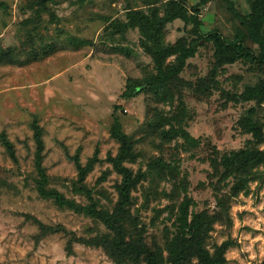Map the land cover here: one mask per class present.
Listing matches in <instances>:
<instances>
[{
    "label": "rangeland",
    "instance_id": "obj_1",
    "mask_svg": "<svg viewBox=\"0 0 264 264\" xmlns=\"http://www.w3.org/2000/svg\"><path fill=\"white\" fill-rule=\"evenodd\" d=\"M34 1L0 0V134L13 144L15 155L12 159L0 140V264H116L101 248L81 243H74L69 253L67 240L72 236L62 232L37 238L40 225L62 226L76 237L106 229L39 195L34 120L43 130L47 187L89 204L75 190L81 184L74 156L86 165L96 155L83 185L106 209L119 199L121 175L111 161L120 149L111 135L118 120L121 131L132 138L136 157L126 166L134 174L143 173L131 191L129 215L144 229L148 243L162 242L163 233L174 229L185 200H191L189 213L218 212L216 180L209 176L214 149L228 153L252 139L240 126L250 108L264 125V103L234 102L229 95L264 80V66L237 61L213 72L214 46L201 39L171 97L162 99L148 91L126 97L128 80L155 73L139 28L129 25L131 13L149 15L154 5L162 15L169 0H44L41 9ZM197 2L187 0V9ZM227 2L242 14L251 11L247 0L207 3L199 10L201 33L216 30L228 41L234 39L238 21ZM193 30L191 23L176 19L164 27V38L171 44L182 38L190 41L196 37ZM179 129L194 142L179 134L162 136L163 131ZM157 159L165 163V175L154 167ZM231 182L220 195H229ZM226 241L232 244L226 264L264 263V184L252 183L248 195L232 197L227 213L213 223L206 242L209 251Z\"/></svg>",
    "mask_w": 264,
    "mask_h": 264
},
{
    "label": "trees",
    "instance_id": "obj_2",
    "mask_svg": "<svg viewBox=\"0 0 264 264\" xmlns=\"http://www.w3.org/2000/svg\"><path fill=\"white\" fill-rule=\"evenodd\" d=\"M43 1L35 0L37 4L34 3V5L41 9ZM216 1L219 0H198L191 10H188L187 0H169L163 5L162 15L158 13L154 5L149 9V15L142 11L131 13L129 25L139 28L141 46L153 59L155 73L143 79L128 80L126 97L132 96L136 91L152 92L162 99L171 97L173 91L178 88L180 73L186 67L187 60L195 56L198 42L201 39L211 42L214 46L213 72L217 68L234 64L237 61L264 66V0H247L251 8L249 14H242L234 9L231 2H227V9L238 21L232 41H228L216 30L208 34L200 31L201 23L198 19L200 8ZM176 19L186 24L191 23L194 26L193 32L196 37L190 41L182 38L173 44L167 43L164 38V27ZM248 42L258 48V53ZM229 98L234 102L254 101L259 105L264 103V80H259L255 85L246 86L240 94L229 95ZM240 126L245 133L251 135L252 139L248 140L243 148L228 153L220 154L214 149L210 157L212 172L209 176L211 180H216L214 181L215 201L219 211L215 214H209L207 211L189 213L191 200H185L178 207L174 229L163 233L162 242L148 243L143 235L144 229H139L136 218L129 215L131 191L139 175L143 173L134 174L126 166L127 162L134 161L136 157L132 138L121 131L118 120L115 119L111 126V135L119 141L120 149L111 161L114 169L121 175V183L117 186L118 202L112 209L100 207L99 202L93 199L91 192L83 185L87 173L97 161L96 155L86 165H82L77 155L74 156L79 173L78 181L81 184L75 190L84 194L89 204L83 205L73 199H66L57 190L47 187L49 177L42 166L43 130L37 120H34L32 123L36 144L34 165L37 173L35 184L39 195L44 199L52 200L61 208L92 218L106 229L104 233L98 232L89 237H76L75 233L67 231L62 226L40 225L37 238L62 232L64 235L72 236L67 240L69 253L72 252L74 243H81L88 247L101 248L116 264H226L225 253L232 245L230 242L226 241L216 246L213 252L209 251L206 246L212 225L221 214L227 213L229 200L232 197L239 194L248 195L252 183H257L258 186L264 184V125L256 119L254 108L247 110L246 115L240 121ZM177 134L187 142H194V139L183 129L162 132V136L166 138H173ZM0 140L6 152L14 159L13 144L3 133L0 134ZM154 167L160 174H166L164 173L166 165L161 160H155ZM168 172H171V169ZM229 180L232 181L229 195H220L223 186L226 184L229 186Z\"/></svg>",
    "mask_w": 264,
    "mask_h": 264
}]
</instances>
